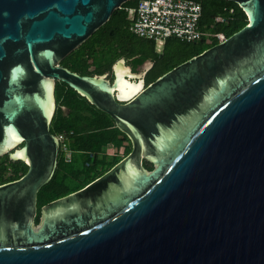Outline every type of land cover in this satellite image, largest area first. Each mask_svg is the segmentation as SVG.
Wrapping results in <instances>:
<instances>
[{
  "label": "water",
  "instance_id": "obj_1",
  "mask_svg": "<svg viewBox=\"0 0 264 264\" xmlns=\"http://www.w3.org/2000/svg\"><path fill=\"white\" fill-rule=\"evenodd\" d=\"M128 1L0 0V156L27 165L0 185V264H264V0H225L247 24L148 85L151 59H116L112 81L62 63ZM121 65L133 87L143 82L127 98ZM57 81L133 148L35 222L59 163Z\"/></svg>",
  "mask_w": 264,
  "mask_h": 264
},
{
  "label": "trees",
  "instance_id": "obj_2",
  "mask_svg": "<svg viewBox=\"0 0 264 264\" xmlns=\"http://www.w3.org/2000/svg\"><path fill=\"white\" fill-rule=\"evenodd\" d=\"M194 1L201 5L199 28L202 31L218 32L228 36L242 29L248 22L244 11L235 3L225 0ZM137 2L128 1L121 9L114 11L109 20L62 63L81 74H102L120 57H126L133 67L146 59H151L154 63L145 75V82L148 85L166 70L217 42L215 39L208 42L205 37L195 42L170 37L165 40L160 53L156 41L137 36L128 29L126 9L134 8ZM229 9L234 13L228 17L227 22L215 24L214 17L218 15L226 17L223 10ZM55 95L57 108L50 130L56 135L63 132L68 134L72 154L70 159L60 154L54 177L37 191V212L45 204L84 189L131 150L129 146L124 145L122 156L116 154L111 161L106 162V149L112 148L118 152L124 141L128 140L126 135L115 126L110 116L67 83L57 81ZM76 154L84 158L83 169L78 170L72 166ZM26 170L27 165L23 161L12 160L8 154L1 155L0 185L20 179ZM83 175L84 179L79 185L75 187L68 185V179H79ZM37 221L38 214L35 218V222Z\"/></svg>",
  "mask_w": 264,
  "mask_h": 264
},
{
  "label": "built area",
  "instance_id": "obj_3",
  "mask_svg": "<svg viewBox=\"0 0 264 264\" xmlns=\"http://www.w3.org/2000/svg\"><path fill=\"white\" fill-rule=\"evenodd\" d=\"M226 17H214L215 24H224L233 10H223ZM131 33L154 40L158 51L167 38L173 37L185 42H195L205 37L209 42H217L226 36L223 33L202 31L199 28L201 5L194 0H138L134 8L126 9ZM60 152L70 159L72 150L66 132L57 135Z\"/></svg>",
  "mask_w": 264,
  "mask_h": 264
},
{
  "label": "rangeland",
  "instance_id": "obj_4",
  "mask_svg": "<svg viewBox=\"0 0 264 264\" xmlns=\"http://www.w3.org/2000/svg\"><path fill=\"white\" fill-rule=\"evenodd\" d=\"M125 62L128 63V64H130L128 59H126ZM108 72H109V76H110V71H108ZM124 145L129 146L130 149L133 148V142L131 140L124 141L123 146L119 150H117L118 152H116V150H114L112 148H107L106 149V154H105V160H106V162L111 161L112 158H113V156L116 155V154L122 156L123 153H124ZM75 157H76V159H75L74 163L72 164V166L75 169H78V170L83 169L84 168V165H85L84 158L80 154H76ZM142 157H143V155H142ZM143 164L148 169L149 168H152V169L155 168V165L152 164L151 162L147 161V160H143ZM83 179H84V175L81 176L79 179H68L67 180V183H68L69 186L75 187V186L79 185ZM97 180H95L94 182H96ZM94 182H92L91 184H93Z\"/></svg>",
  "mask_w": 264,
  "mask_h": 264
},
{
  "label": "bare ground",
  "instance_id": "obj_5",
  "mask_svg": "<svg viewBox=\"0 0 264 264\" xmlns=\"http://www.w3.org/2000/svg\"><path fill=\"white\" fill-rule=\"evenodd\" d=\"M129 70V67L124 66H117L116 67V74H117V85L119 87V98H127L130 97L132 94H134L137 90H140L141 87H143V82L138 84L136 87H133V82H129V79H124L123 74ZM13 138V144L19 140L18 137H16L13 133H11ZM12 144V145H13ZM11 145V146H12ZM10 146V147H11ZM23 156L21 151H17L15 153V157Z\"/></svg>",
  "mask_w": 264,
  "mask_h": 264
},
{
  "label": "flooded vegetation",
  "instance_id": "obj_6",
  "mask_svg": "<svg viewBox=\"0 0 264 264\" xmlns=\"http://www.w3.org/2000/svg\"><path fill=\"white\" fill-rule=\"evenodd\" d=\"M81 47V46H80ZM68 57V56H67ZM66 57V58H67ZM127 58L125 57V60H126ZM111 67H112V65H111ZM111 67H110V69L109 70H107L106 71V73H107V77L108 78H110L111 79V81H112V72H111ZM133 67V66H132ZM134 68V67H133ZM108 71H110V76H109V72ZM66 111H68L66 108H64ZM108 115V114H107ZM109 116V115H108ZM127 137V136H126ZM128 139V138H127ZM60 154H61V152H60ZM59 158H60V155H59ZM103 175V174H102ZM101 177V176H100ZM99 177V178H100ZM37 214H38V216H39V210H38V212H37ZM37 214H36V216H37Z\"/></svg>",
  "mask_w": 264,
  "mask_h": 264
}]
</instances>
